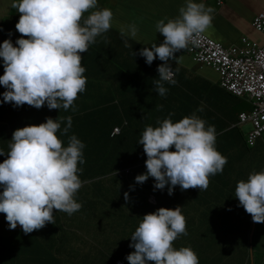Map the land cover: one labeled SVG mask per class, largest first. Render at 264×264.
Here are the masks:
<instances>
[{"label": "clouds", "instance_id": "9594fccd", "mask_svg": "<svg viewBox=\"0 0 264 264\" xmlns=\"http://www.w3.org/2000/svg\"><path fill=\"white\" fill-rule=\"evenodd\" d=\"M11 7L19 13L15 29L20 36L15 45L11 39L0 42L4 68L0 75V85L5 88L3 102L14 106L27 104L37 109L46 104L50 110L71 108L75 111L74 101L85 91L87 84L82 54L98 36L112 28V10L98 8V0H13ZM214 11L203 2L186 0L175 19L164 18L156 22V32L164 37L163 42L159 45L149 42L151 47L141 48L139 55L148 65L157 58L163 62L157 67L159 79L154 81L155 90L161 97L168 92L164 82L176 84L169 61L179 63L175 53L185 54L182 50L197 44L196 37L206 34L212 26ZM137 33L135 24L129 25L127 31L121 28L122 37L127 35L135 40ZM124 44L132 47L127 40ZM158 108L162 109L163 105ZM198 110L203 111V108ZM172 115L169 113L166 118L165 113L157 127L147 126L137 141L147 157V171L137 175L135 182L143 184L149 177L154 178V189L163 190L167 186L168 197L174 206L170 207L171 203L164 201L166 208L160 207L142 217L130 236V247L134 251L126 257L128 264H199L197 254L190 247L177 249L173 246L181 235L188 234L181 207L193 199H185L182 195L195 193L196 189L207 190L214 180L210 177L223 172L227 158L215 147L213 125L206 127V122L196 114L176 122L171 120ZM63 120L67 123L62 131L67 134L72 126L71 116L48 117L43 123L17 128L12 133L9 150L0 148V156L7 153V158L0 162V186L3 187L0 213L4 214L10 229L19 225L27 235L47 224H55L54 210L62 211L57 215L61 224L67 215L74 219L77 216L73 213L89 211L81 209L82 204L75 199L87 183H82L78 175L82 171L78 165L85 163V145L71 135L68 145L62 146L57 132L61 130ZM237 126H244L239 125V117ZM114 133L119 135L118 126ZM247 134L245 142L250 149L263 136L250 144ZM172 148L175 150H170ZM135 188L131 187L133 191ZM181 196L183 199H178ZM234 196L242 210L251 216L253 229L256 223H264V171L250 173L247 180L238 181ZM124 198L128 200L127 192ZM155 201L156 196L150 194L149 202ZM102 241L112 253L108 264H126L119 254L126 249L130 239L125 238L117 247L111 235L103 231Z\"/></svg>", "mask_w": 264, "mask_h": 264}, {"label": "trees", "instance_id": "16d2710c", "mask_svg": "<svg viewBox=\"0 0 264 264\" xmlns=\"http://www.w3.org/2000/svg\"><path fill=\"white\" fill-rule=\"evenodd\" d=\"M111 50L115 52L116 48L111 46ZM84 54L86 56L84 55L81 63L86 69L84 76L87 78V84L85 91L81 94L84 101L80 98L77 102V99L81 97L79 95L74 101L75 111L72 109L71 111L70 109L67 111L64 109L50 110L46 104L37 109L27 104L14 106L11 103H5L2 95L5 88L0 85V148L6 152L9 150L12 133L23 124L24 126L40 124L45 122L48 117L60 119L72 116V126L69 132L63 133L62 130L67 123L66 120H63L57 136L61 139L64 147L68 145L67 140L71 135H75L85 145L83 149L85 163L78 165L82 169L78 175L82 183H87L78 191L75 199L82 204L81 209L91 210L92 215L103 208L107 215L115 214L117 217L121 216L120 213H125L129 217L133 216L134 226L130 235L127 236L128 239H131V234L146 213L155 212L160 207L166 208L163 195H169L167 186L163 190L154 189L155 181L152 177H149L143 184L135 182L137 175L147 171L145 166L147 157L143 146L137 141L147 126H159L158 120L162 122L160 120L162 117L159 114L163 111L167 115L173 113L174 115L170 118L176 122L185 116H190L191 108H189L187 99L172 98L173 100H170L168 96L158 95L154 84V81L159 79L158 75L151 73V69L147 70L140 60L136 59L132 66L130 57L117 58L115 61L106 59L101 63L95 56L89 57L92 53L86 54L85 52ZM2 68L3 64L0 65V75H3L4 72ZM96 68L98 71H95ZM100 69L101 72H99ZM171 85L164 82V86L168 88ZM90 93L96 94L93 97H88ZM230 95L237 99L234 95ZM158 105H163V108L159 109ZM117 126L120 128L119 135L114 133V128ZM170 150L174 151L175 149ZM6 158L7 153L0 156V162ZM227 177H229L228 173L223 171L210 177L214 180L209 183L207 190L196 189L195 193L182 195L185 199L193 200L181 207L182 214L186 218L188 234L181 235L176 242L181 247H190L197 254L199 264H202V255L191 245H200L203 248L213 247L209 245L210 238L215 240L213 242L215 245L228 247L230 242L235 244L234 233L237 229L243 231L241 232L243 239H246L247 243L249 242L251 224L247 216L243 217L238 213L236 216H231L222 212L235 198L237 185V180L231 179L228 182ZM131 187H136L135 191ZM2 190L3 187L0 186V191ZM125 192L129 197L127 201L124 198ZM152 193L156 196L155 203L149 202V196ZM82 212L77 211L72 215L78 217L83 214ZM54 220L55 224L50 223L45 227L61 229V221L57 219L55 213ZM229 226L235 228L228 232ZM38 231L26 235L21 230L23 239L19 242H16V237H4L3 239L0 237V251L10 246L11 240L15 239L12 246L15 248L28 247L34 254L33 261L39 262L38 264H48L47 259H39L42 254L41 250L46 247L44 243L46 240L38 235L40 234ZM224 233H227L226 235L230 239L229 241L224 240L222 243L220 238ZM24 238H28L29 242L24 243ZM17 239L19 240V238ZM252 240L254 245L255 234ZM217 241L221 243H217ZM253 245L252 253L247 249V264H250V259L264 261L263 250L257 245ZM256 249L258 251L257 258H255ZM219 264H224V261Z\"/></svg>", "mask_w": 264, "mask_h": 264}, {"label": "crops", "instance_id": "0c3cea01", "mask_svg": "<svg viewBox=\"0 0 264 264\" xmlns=\"http://www.w3.org/2000/svg\"><path fill=\"white\" fill-rule=\"evenodd\" d=\"M194 2H203L206 7L210 6L215 10L212 14V26L205 33L221 42L225 47L240 45L243 37H249L254 41L263 43V36L253 29L252 22L254 17L264 10V0H194ZM12 3L13 0H0V20L7 14H11L15 25L19 19V13L11 7ZM185 4L186 0H98V8L112 10L114 14L113 26L106 33L96 38L95 43L89 46L86 54L92 53L89 57L95 56L101 63L102 60L106 59L115 61L117 58L130 57L132 59L131 66L135 64L137 59L144 64L147 70L151 69V73L157 76V67L163 62L157 58L151 65H148L145 63V58L139 55V50L143 47H151V43H149L151 41L157 45L162 43L164 37L156 32V22L164 18L175 19L179 15V9ZM87 15L88 13H85V16ZM167 19H165V22H167ZM2 24L4 23L0 24V32L3 27ZM132 24H135L138 28L137 38L134 40L127 35L122 37L121 28L127 31L128 26ZM125 40L132 47H125ZM0 41H2V38H0ZM111 46L116 48L115 52L111 50ZM133 52L136 55L133 56ZM84 55L83 53L82 58H84ZM175 55L178 56L180 62L176 63L175 60H170L169 63L172 66L173 78L176 80V84H172L170 88L165 86L168 91H171V93L167 92L166 96L170 100H173L172 98L187 99L189 108H191L190 115L196 114L203 119L206 122V127L208 125L215 127V147L227 158V163L223 169L224 172L228 173L227 181L230 182L233 179L238 182L242 178L247 180L248 172L253 166L251 150L260 154L261 150L264 149V139H258L252 149L247 146L245 132L242 127L237 126L239 115L247 113L242 106H238V102L243 99H235L224 89H221L219 87V75L208 67L196 64L190 54L177 52ZM1 64H3L2 58H0ZM96 70L98 71L97 68ZM99 72H101V69ZM201 107L203 111L198 110ZM168 117L169 115L166 114V118ZM233 129L237 131H231ZM232 146L234 148H231ZM260 171H264V167H260ZM181 198L182 196L178 197V199ZM237 204H239V201L236 197L229 203V205ZM54 213L58 215L59 211H54ZM246 214L248 215V213ZM65 218L71 220L70 215ZM247 218L249 219L251 216L248 215ZM232 228H228L227 231L229 232ZM21 230L19 225L15 229H10L4 214L0 213L1 239L16 237V242H19L23 239ZM60 231L61 229H49L47 227L38 231L40 233L38 235L46 240L44 242L46 247L41 250L42 254L39 259H47L48 264H82L85 251L83 245L79 246V244L72 242L73 239L70 238L67 244L64 239L61 240L58 236ZM241 232L243 231L240 229L235 230L234 236L237 237L235 244H229L228 247H220L217 244L219 246L218 250L222 251L223 256L232 257L237 252H243L247 256L248 243L246 239H243ZM15 239L11 240L10 246L0 251V255L7 250L11 251L12 254V256L10 254L6 255L8 259H3L1 256L0 264H30L32 259H35L33 258L34 254L28 247L15 248L12 246ZM24 239V243L29 242L28 238ZM74 243L76 244L74 251L79 250L78 255L73 253L72 246ZM130 243L131 239L126 249L119 254L126 264H128L127 255L134 251V248L130 247ZM173 246L177 249L181 247L176 241L173 242Z\"/></svg>", "mask_w": 264, "mask_h": 264}, {"label": "rangeland", "instance_id": "374dc122", "mask_svg": "<svg viewBox=\"0 0 264 264\" xmlns=\"http://www.w3.org/2000/svg\"><path fill=\"white\" fill-rule=\"evenodd\" d=\"M3 27L0 32V38H2V41L5 39H11L13 44L15 45V41L17 38H19L20 34L16 31L15 25L12 21V15L7 14L3 19L0 20ZM11 33V34H10ZM18 33V35H17ZM0 41V42H2ZM217 75V74H216ZM83 93V92H82ZM82 93H79L78 95L81 96L77 99V102L82 99L84 101ZM96 93H90L88 97H93ZM238 106H242L243 109L246 110V112H250L252 110V104L247 100L243 99L238 102ZM165 111L163 113H160L159 116L163 117L165 115ZM24 127V124L23 126ZM251 129V126L249 124L244 125L242 127V130L247 133ZM262 138L264 139V133ZM251 157H252V168L248 172V175L250 172H260V167H264V149L261 150V153H254L253 150H251ZM240 180H244L243 178ZM169 196V195H168ZM163 195V200L166 202H170L171 206H174L173 201L171 202L169 197ZM243 207L237 205H229L222 211L223 213H227L231 216H236V214H240L243 217L248 216L245 211L242 210ZM91 210L88 211L89 214H83L78 217H74V219L71 220H65L62 224L61 231L59 232V237L61 240H65L68 244L69 238L73 239L72 242H75L76 244H79V246L82 244L84 248V257L82 264H108L110 261V258L112 256V253L108 247V245L102 241L103 239V231H107L113 241L114 244L118 247L122 241L127 238L129 235L131 229L134 226V217H129L125 213H120L117 217L115 214L107 215L105 210L102 208L101 211L96 213L95 215H92ZM221 212V213H222ZM250 225V232L248 237V249H250V245L252 247V237L255 234V240L254 245H257V247H260L263 250L264 253V223H256L255 228L253 229V223L252 218L248 219ZM233 226H229L228 228H232ZM227 233H224L223 236H221L220 241L224 243V240L230 239ZM237 238V237H235ZM213 242L215 240H211L209 238V245L213 247H206L203 248L200 245H191L195 247L202 255V264H219L220 262L224 261V264H247V256L243 252H237L232 257L228 256H222V251L218 250L219 246L215 245ZM218 242L217 243H221ZM73 244L72 250L74 254L78 255V251H74V246L76 244ZM230 244H232L230 242ZM253 245V246H254ZM12 250V248H11ZM253 250V249H252ZM252 250L249 251L252 253ZM11 254V251L9 252L4 251L2 255L3 259H6L8 255ZM264 256V255H263ZM258 257V251L255 250V258ZM8 259V258H7ZM30 264H38L36 261H31ZM250 264H264V261L260 262L258 260L250 259Z\"/></svg>", "mask_w": 264, "mask_h": 264}, {"label": "built area", "instance_id": "2783aa9c", "mask_svg": "<svg viewBox=\"0 0 264 264\" xmlns=\"http://www.w3.org/2000/svg\"><path fill=\"white\" fill-rule=\"evenodd\" d=\"M252 27L264 38V10L254 17ZM196 39L197 44L182 51L214 70L221 88L252 104L249 113L239 115V125L251 126L247 141L253 144L264 132V41L243 37L240 45L225 47L204 33Z\"/></svg>", "mask_w": 264, "mask_h": 264}]
</instances>
